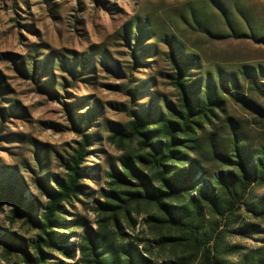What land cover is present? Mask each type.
<instances>
[{
	"label": "rangeland",
	"instance_id": "1",
	"mask_svg": "<svg viewBox=\"0 0 264 264\" xmlns=\"http://www.w3.org/2000/svg\"><path fill=\"white\" fill-rule=\"evenodd\" d=\"M135 18L151 30L142 43H156L155 56L138 49L135 34L127 38L125 26ZM167 36L199 55L214 77L219 69L237 72L238 86L230 82L227 96L237 91L264 106L259 90L264 89V0H0V80L8 101L16 105L5 117L0 111V168L19 179L39 209L46 197L35 178L46 175L54 186L53 179L64 176L63 157L80 141L73 118L83 114L87 122L81 131L94 133L96 140L84 164L86 192L66 209L69 219L82 216L85 225L96 227V201L102 199L108 174L119 166L123 153L109 139L112 130L126 125L130 109L178 107ZM35 59L41 60L32 78ZM143 59L148 62L138 61ZM64 63L76 65L78 80L69 67L61 68ZM245 66L254 74L241 73ZM134 84H139L136 98L128 90ZM222 117L233 120L248 143L258 145L264 134L259 112L231 99ZM197 157L210 174L216 172L204 155ZM253 195H264V186L254 188ZM10 209L5 206L0 212V232L11 230L30 240L35 232L21 221L12 222ZM153 212L143 210L135 232H129L151 236L143 220ZM82 229L74 228L71 234L76 249ZM226 241L256 244L237 236ZM154 254L160 260L175 257L170 249L155 248ZM52 255L53 263L71 264L79 252L75 259L54 251ZM18 260L0 247V264Z\"/></svg>",
	"mask_w": 264,
	"mask_h": 264
},
{
	"label": "trees",
	"instance_id": "2",
	"mask_svg": "<svg viewBox=\"0 0 264 264\" xmlns=\"http://www.w3.org/2000/svg\"><path fill=\"white\" fill-rule=\"evenodd\" d=\"M125 28L127 38L135 34L140 51L155 56L156 43H142L149 28L138 18ZM164 40L171 47L166 53L174 71L171 84L178 107L130 109L126 125L112 130L109 139L123 153L119 166L108 174L102 199L96 201V227L85 225L82 216L69 219L66 209L86 192L84 164L96 140L94 133L81 131L87 122L83 114L73 118L80 141L63 157L64 176L54 178V186L46 175L35 178L46 197L42 210L37 200L24 194L19 179L0 168V212L11 207V221H21L35 232L30 240L11 230L0 232V247L18 256L15 264H57L51 261L53 251L75 259L76 250L79 257L71 264H264V195H253L254 188L264 186V134L254 146L233 120L222 117L231 99L262 116L264 106L237 91L225 94L230 82L238 86L237 72L219 69L214 77L200 56L175 37ZM40 60H34L32 78ZM75 66L64 63L61 68L69 67L78 80L81 75ZM240 72L254 74L250 66ZM251 89L258 90L255 85ZM128 90L136 98L139 84ZM8 98L0 80L3 117L16 109ZM201 155L215 164L216 172L204 169L197 157ZM150 208L154 212L143 222L152 235L133 234L138 217ZM74 228H83L77 249L70 241ZM228 236L256 244L229 243ZM155 248L170 249L175 257L160 260Z\"/></svg>",
	"mask_w": 264,
	"mask_h": 264
}]
</instances>
